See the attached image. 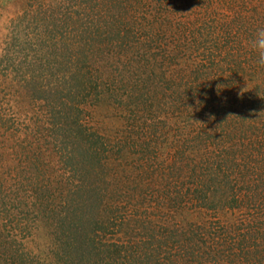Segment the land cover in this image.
<instances>
[{
	"label": "rangeland",
	"instance_id": "obj_1",
	"mask_svg": "<svg viewBox=\"0 0 264 264\" xmlns=\"http://www.w3.org/2000/svg\"><path fill=\"white\" fill-rule=\"evenodd\" d=\"M222 2L207 3L208 9L198 11L201 1L195 0H0V264H65V242L75 236L76 221H84L87 233L94 220L101 219L96 218V210L82 203L90 199V190L101 181L108 183L110 190L119 191L113 195L116 201L121 197L130 201V215L145 219V224L149 216L153 222H161L157 219L162 211L166 213L167 198L172 200L170 207L175 203L174 211L180 196L192 198L180 214L195 225L207 227L208 222L242 217L238 208L231 212L222 204L211 209L203 206L195 188L181 184L185 169L176 171L182 162L206 160L201 157L203 140L182 143L177 137L181 123L190 115L182 108L190 99L179 100V90L192 84L200 92L205 75L221 68L208 64L209 52L215 55L218 50L213 44L209 49L207 34L206 41L200 32L191 34L196 41L185 39L181 33L184 26L177 25L182 22L190 25V30L198 26L203 30L206 23L211 33L213 28L208 27L217 20L209 14L214 7L223 12L222 20L230 28L231 18ZM192 4L197 8L189 7ZM173 5L179 7L176 15L185 13V18H164L175 11ZM251 15L254 18L249 16V22L255 27L264 24V16ZM100 25L106 34L100 40L92 36L89 41L90 28ZM223 36L227 40L220 43L227 41L229 48L235 38L237 43L233 28ZM199 42L204 47L198 48ZM76 46L84 49L87 57L75 52ZM70 53L75 54L76 65ZM184 68L187 71L182 76L173 78ZM189 71L198 74L189 75ZM25 81L34 84L28 94ZM133 82L139 85L136 92L130 90ZM241 89L238 87L240 95ZM148 90L153 91L151 95ZM70 104L77 106L71 113L65 106ZM262 114L260 122L264 124V111ZM75 117L79 124L72 122ZM256 117L261 119L258 114ZM192 146L197 153L190 151ZM72 153L78 160L86 154L91 159L81 161L77 176L65 167ZM135 166L138 171H134ZM122 170L127 181L120 175ZM137 172L145 175L138 174L136 184L128 181ZM206 179L208 185L214 177ZM83 180L88 188L80 186ZM174 197H178L177 202ZM75 202L79 204L74 206ZM109 211H104L103 217L115 219ZM54 214H58L56 225L49 218ZM131 225L109 220L106 227L113 230L82 232L84 235H76L80 239L76 245L80 247L85 236L97 247L118 242L123 233L132 236ZM212 233L222 235L219 229ZM71 258L74 264L76 257ZM200 258L199 253L196 260Z\"/></svg>",
	"mask_w": 264,
	"mask_h": 264
},
{
	"label": "trees",
	"instance_id": "obj_2",
	"mask_svg": "<svg viewBox=\"0 0 264 264\" xmlns=\"http://www.w3.org/2000/svg\"><path fill=\"white\" fill-rule=\"evenodd\" d=\"M195 1H201L199 7L197 8L196 4H192L189 7L197 8L198 11L204 10L210 3L214 5V3L221 4L222 2L220 0ZM223 1L224 3H222L229 12L226 14H229L231 18L230 28H227L229 26L227 21L222 20L223 12H218V9L217 11H215L216 9L213 10L214 7L209 14L210 17L215 16L217 20H212L213 23L215 22L214 26L211 27L209 25L210 27H208V30L213 28L211 33L206 30V23L205 25L202 24L203 30L199 26L197 29L195 28L196 30L193 28L190 30L191 26H185L182 22H178L177 25L178 28L180 25L184 26L181 28V33L185 39L192 38L193 41H196V38L191 35L193 32H197V34L200 32L203 37L207 34L210 39L207 42L210 43L208 44L209 49H211L210 45L213 44V47L218 50L215 55L214 53L211 55V52H209L208 60L211 61H208V64L212 66L220 65L221 68L219 70L217 68L213 74L208 72V75H205L203 78L205 83L201 87L200 92L195 91L196 87H192V84L184 85L179 90V100L187 101V98L190 99L188 105L185 103H183L185 106L182 105L183 110L188 109V114L190 115L188 116L186 113L189 122L181 123L183 128L177 137L182 143H193L194 140H203L204 152L201 157L204 156L206 160L202 161L205 164L200 163L198 160H193V162L185 163V166L182 162L176 167V171L182 172L185 169V176L183 175L185 180L181 184L194 187L193 191L201 195L200 200L204 202L203 206L211 209L222 204L223 209L231 210V212L238 208L242 217L239 219L234 215L233 219L223 223L219 220L216 223L208 222L207 227L206 224L195 225L193 222H188L181 215L184 210V204L188 203V201L191 202L192 198L179 197L180 192H178L179 199L178 197L173 198V201L176 200V202L178 199V206L175 207L174 211L175 203H173V207H170L169 202L171 203L172 200L169 201L167 198L166 213L164 212L165 214L163 215L162 211V214H160L161 218L157 219H161V222H153L149 216L148 219L146 218L148 223L145 224V219L143 220L136 214L130 215L133 212L128 206L130 201H124L122 197L121 199L117 198L116 201L113 195L119 191L110 190L111 186L108 183L105 184V181L103 183L101 181L98 186H93L92 190H90V199L82 202L83 205L85 204L84 207L96 210V218L101 217V219L94 220L93 228L87 233L113 230L111 226L110 228L106 227V222L116 219L120 223L132 224L129 232L131 231L133 234L128 236L129 233H123L121 240L118 242L112 241L99 244L98 247L96 246L97 244L93 243L92 239H88L85 236L86 242H80V247H78L76 244L80 240L78 239L80 233L82 235H84L82 232L87 234L86 228L82 227L84 221H80V219L75 223V236L68 237V241L66 240L65 242L64 248H66V251H64V256L68 257L65 264H73L70 261L73 256L76 257L74 264H126L125 262L129 259L132 260L131 262L129 260V264H264V124L260 122L264 111V78L262 77L264 75L261 74L264 68L257 65L255 52L249 46V40L259 26L255 27L254 24L250 23L249 16L254 18V15H251L253 13L259 19L264 16V0ZM116 4L118 3L116 2ZM172 8L175 11L167 9L170 12L167 13V17H164L166 20L185 18V13H179L181 15L177 13L176 15V12L179 11L178 5H173ZM170 13H172L173 17H169ZM218 20L223 23V29ZM260 26H264V24ZM101 27L102 25L90 28L92 33L90 39L88 38L89 41L93 38L92 36L100 40L106 34V29ZM224 28L226 29L225 32ZM232 28L233 33L238 35L237 43H235V38L233 47L229 48L230 44H227V41L226 43L220 42L227 40V37L223 35L224 33L227 35L228 32H232ZM202 36L200 39H202ZM205 37L204 41H206ZM77 42L80 44L79 41ZM203 42L198 43V48L199 46L204 47L205 44ZM75 50V52L79 50V53H83L87 57V52L84 49L76 46ZM70 54L71 60H76L74 59L76 58L75 54ZM74 65H76L75 61ZM76 68L74 66L75 70ZM184 71L187 70L185 68L184 70L179 69L173 74V78L176 75L182 76ZM196 73L198 74V72L189 71V75ZM155 78L159 77L156 76ZM197 78H199V75H197ZM262 78L263 80H260ZM137 86L139 85L133 82L130 90L136 92ZM246 86L248 92L240 95L238 87L243 89ZM23 87L28 94L29 89H32L34 84L30 81H25ZM192 88L193 92H191ZM33 90L35 92L36 89ZM151 92L153 91H147L150 95ZM65 106L70 113L77 108L74 104ZM255 114L260 115L261 119L255 118ZM72 120V122L79 124L78 117ZM186 124L191 127L187 128ZM259 137L261 139L257 141ZM76 143H79V141ZM213 146L217 148L215 149ZM192 147L190 151L197 153L198 151L195 152L197 148ZM97 154L93 153L95 156H98ZM87 160H91L87 154L85 156L82 155L81 160H78L76 153H72L68 155L65 167L69 166L71 173L73 172L77 176L81 173V170H79L81 161L86 162ZM135 167L136 170L134 171H138L137 166ZM149 171L151 172V170ZM74 174L73 176L75 177ZM138 174L140 177L145 175L137 172L128 181H134L135 184L139 182L137 181ZM151 174L154 176V173L151 172ZM120 175L121 177L124 176L122 178L127 181L125 170H122ZM207 176L214 177L213 182L208 185L206 184L208 181L206 179ZM80 177L82 180L83 176L81 175ZM70 179L69 183L71 182ZM81 183V187L87 184H83L84 180ZM80 186L78 187L80 188ZM215 197L218 199L214 202L216 200ZM105 199H108L109 202L104 205L103 201ZM75 203L74 206H77L78 202ZM109 208V212L113 213V215L115 214V219L112 217L104 218L106 215L104 216L103 212ZM73 210L76 211V209ZM126 212L128 215H124ZM164 216L165 219H163ZM57 217L58 214L57 216L55 214L49 216L52 221L54 220L52 223L55 225L58 224ZM81 217L79 216L78 219ZM103 219L106 220L105 223L102 221ZM100 223L102 225L98 227ZM213 227L217 229H213ZM218 229L222 234L223 242H221V236H215L212 233V231ZM108 234L111 235L112 233ZM111 252L117 254L118 257H113ZM199 253L203 256V259L200 258L198 261L196 258ZM119 256L124 258L123 262L119 261ZM6 264L11 263L6 262Z\"/></svg>",
	"mask_w": 264,
	"mask_h": 264
},
{
	"label": "clouds",
	"instance_id": "obj_3",
	"mask_svg": "<svg viewBox=\"0 0 264 264\" xmlns=\"http://www.w3.org/2000/svg\"><path fill=\"white\" fill-rule=\"evenodd\" d=\"M250 48L255 52L256 63L264 68V26H258L249 40ZM248 92L247 86L241 90V95Z\"/></svg>",
	"mask_w": 264,
	"mask_h": 264
}]
</instances>
